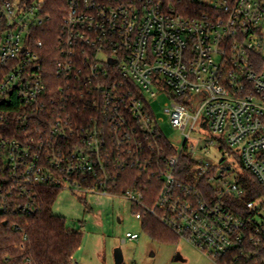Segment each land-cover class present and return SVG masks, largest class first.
I'll return each mask as SVG.
<instances>
[{"label": "built area", "instance_id": "obj_1", "mask_svg": "<svg viewBox=\"0 0 264 264\" xmlns=\"http://www.w3.org/2000/svg\"><path fill=\"white\" fill-rule=\"evenodd\" d=\"M50 19L45 0H0V215L34 213L38 188H68L128 198L137 219L158 216L217 264L261 245L264 195L239 207L237 179L249 171L264 187V0H67L55 49L38 38ZM160 96L184 137L165 167ZM199 126L224 164L196 157ZM185 150L193 182L174 173ZM156 152L153 205L141 189L113 191Z\"/></svg>", "mask_w": 264, "mask_h": 264}, {"label": "trees", "instance_id": "obj_2", "mask_svg": "<svg viewBox=\"0 0 264 264\" xmlns=\"http://www.w3.org/2000/svg\"><path fill=\"white\" fill-rule=\"evenodd\" d=\"M47 10L51 14V19L44 24V30H49V34H39L38 38L45 41L51 48L56 47V37L62 29V19L66 12L67 0H45ZM54 34V36L52 35ZM46 64L51 68L55 61H51L50 56L45 57ZM158 136V143L161 151L160 158H163L162 167L165 161L171 156L178 154L177 149L164 135ZM159 156L146 154L141 156V162L150 169L141 167H126L120 173V178L113 191L125 193L126 189L143 190L145 202L153 205L156 196L160 192L162 178L159 171L152 165ZM174 173L179 179L184 181H195L197 175L195 165L191 155L182 152ZM225 161H221L224 164ZM152 165V166H151ZM152 173L155 177H152ZM247 190L245 197L239 199L238 205L242 206L244 201L255 199L264 195V187L257 179L247 171L237 179ZM200 188L209 189L211 184L201 181L197 185ZM58 188H38V205L34 213H19L17 215H0V264H73L76 251L83 243V232L72 229L66 218L58 215L54 211V204L61 194ZM243 200V201H242ZM143 212L142 229L155 240L162 242H177L181 237L171 230L162 219L148 212ZM7 221L5 224L4 222ZM246 254L238 259L229 255L225 258L229 264H264V239L261 245L249 244L246 246Z\"/></svg>", "mask_w": 264, "mask_h": 264}, {"label": "rangeland", "instance_id": "obj_3", "mask_svg": "<svg viewBox=\"0 0 264 264\" xmlns=\"http://www.w3.org/2000/svg\"><path fill=\"white\" fill-rule=\"evenodd\" d=\"M169 101V97L160 96L153 105L164 135L181 150L184 146L182 131L171 125L164 112ZM198 130L199 133L192 131L190 140L197 146L196 157H204L215 165L229 159L216 145L203 141L210 136L208 128L199 126ZM196 135L202 138L200 143ZM205 146L208 149L202 152L200 148ZM239 165H235L233 175L241 173ZM53 208L56 214L66 218L72 229L83 232V243L76 251L73 264H116V249L123 252L122 264H217L184 239L173 243L153 239L142 229V222L136 218L133 205L126 197L64 188ZM128 231L140 235L139 239H129Z\"/></svg>", "mask_w": 264, "mask_h": 264}, {"label": "water", "instance_id": "obj_4", "mask_svg": "<svg viewBox=\"0 0 264 264\" xmlns=\"http://www.w3.org/2000/svg\"><path fill=\"white\" fill-rule=\"evenodd\" d=\"M5 224L7 223V221L4 222ZM116 254H115V261L116 264H122L124 261V256H123V252L120 249H116Z\"/></svg>", "mask_w": 264, "mask_h": 264}]
</instances>
